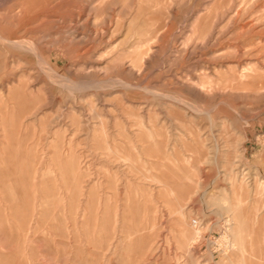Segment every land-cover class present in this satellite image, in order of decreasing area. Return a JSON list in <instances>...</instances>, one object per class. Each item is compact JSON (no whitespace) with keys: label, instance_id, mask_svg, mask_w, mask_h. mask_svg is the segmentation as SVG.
I'll list each match as a JSON object with an SVG mask.
<instances>
[{"label":"rangeland","instance_id":"1","mask_svg":"<svg viewBox=\"0 0 264 264\" xmlns=\"http://www.w3.org/2000/svg\"><path fill=\"white\" fill-rule=\"evenodd\" d=\"M56 1L0 40V264H264V0Z\"/></svg>","mask_w":264,"mask_h":264},{"label":"bare ground","instance_id":"2","mask_svg":"<svg viewBox=\"0 0 264 264\" xmlns=\"http://www.w3.org/2000/svg\"><path fill=\"white\" fill-rule=\"evenodd\" d=\"M56 2V0H21V3L16 8H13L15 7L14 5L12 8L10 7L8 10L6 9L7 12L6 14L4 12L5 15L2 20L7 26L10 27V29L8 34L2 36L0 35V40L11 44V46H23L28 48V46H30V41L25 38L29 32L31 33V30L28 29V26L36 21L37 23L38 21H40L39 23L42 24L46 23V20H49L52 17V13L55 11V9L60 7V2ZM256 90L255 92H257L259 89L257 91ZM239 229V227H236L234 231L238 233ZM236 241H240L238 240V236H236Z\"/></svg>","mask_w":264,"mask_h":264}]
</instances>
